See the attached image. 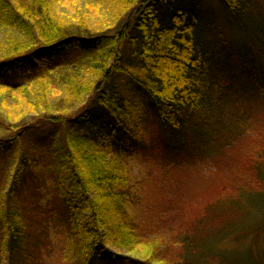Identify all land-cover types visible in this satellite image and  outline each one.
I'll return each mask as SVG.
<instances>
[{
  "label": "trees",
  "instance_id": "1",
  "mask_svg": "<svg viewBox=\"0 0 264 264\" xmlns=\"http://www.w3.org/2000/svg\"><path fill=\"white\" fill-rule=\"evenodd\" d=\"M96 1L108 20L87 31L60 11L61 0H0V28L10 31L0 58V264H33L47 248L44 263L54 255L58 264H264V237L238 256L213 251L226 233L264 234V190L224 205L221 194L246 184L223 187L210 212L215 231L196 219L187 220L192 233L167 230L183 252L168 261L164 234L137 214L161 202L160 188L131 163L148 153L149 139L176 158L206 160L257 131L242 99L264 90V0H213L203 9L202 0ZM215 6L235 27L227 39L248 78L236 90L223 80L230 58ZM7 93L25 107L17 116L3 114L15 108ZM233 152L264 183V140ZM164 178L154 180L165 186ZM232 208L242 215L231 217Z\"/></svg>",
  "mask_w": 264,
  "mask_h": 264
},
{
  "label": "rangeland",
  "instance_id": "2",
  "mask_svg": "<svg viewBox=\"0 0 264 264\" xmlns=\"http://www.w3.org/2000/svg\"><path fill=\"white\" fill-rule=\"evenodd\" d=\"M22 1L23 0H21V2ZM61 1L62 2L59 6L60 11L63 14L72 17L75 23H78L79 21L84 22L82 27L87 31L99 30L98 26L105 24L108 20L107 7L98 3L96 0ZM208 2H213V0L200 1L202 9L207 6ZM212 10L218 14V34H222L224 47L227 52V56L230 58L228 68L223 74V80L225 84H232L233 89L236 90L239 87V84L241 82H247L248 78L242 75V66L237 63V59L240 55L237 53L238 49L234 46L235 42L227 39H232L236 36L235 27L231 24L229 25L227 17L223 13L221 6H219V8L215 6ZM6 30L7 28H0V58H2L5 54L1 45L6 41L7 34L10 33V31ZM247 50L254 55V63L257 65L256 68H260L261 63L258 62V56L255 54L256 49L250 41H248ZM247 63L246 70L249 71L250 68H248ZM251 64L252 61L250 60V67L252 66ZM23 82L26 83L27 80L24 79ZM60 91L61 90H58L57 92ZM6 96L9 97V104H15V108L10 106V109L3 110V114L8 115L9 113L13 116H17L19 113H22L25 107L23 105L22 107H19L18 100L21 98L18 95L12 97L10 93H7ZM52 97V103L58 100L55 94L52 95ZM242 100H245V107L253 115L252 122L255 123L254 125L257 128V131L254 134L249 135L245 140L239 141L236 147L232 145L228 149L225 157H218L216 159L207 158L205 160L201 157L193 158L180 155L176 158L170 151L171 155L168 154V149L165 147V144L161 142L155 143L149 139L147 141V151L149 154L147 152H143L139 156V159L131 162L133 164L134 175L149 178L160 188L161 202L156 205L145 206L143 207L146 211L145 214H142V211L139 210L137 211V214L141 220L146 221L149 224L153 225V223H156L155 227L159 230V232L157 231V234L160 232L164 234L161 245H164L163 249L166 253H163L165 256L168 254V261H171L174 257L182 255L183 252H181L180 246L174 245L175 235H172L167 230L173 229L175 232L181 231L183 234L192 233V229L187 223V220L196 219L197 227L201 229L203 228L205 231H211V233L215 231V226H213V223L211 222L212 214L210 212L213 209L216 210L215 203L217 201V195L220 194L223 187L232 189L234 186L240 185L242 187L246 184L241 189L236 188L228 194H221L220 201L228 200V202L223 203L224 205L230 204V202L236 203L237 201L235 200L240 201L241 204H243V202L246 203V196H248L247 194L251 191L252 194L257 190H264V183H258L255 176H247V161H243L244 159L241 161L233 152L237 151V149L244 148L255 149L257 144L264 140V90L255 96L246 95ZM26 118L29 117L26 116ZM238 145L241 146L238 147ZM243 153L246 155L245 152ZM151 157H162L164 159L161 163L156 164V162H153ZM203 166L204 168L202 169L201 167ZM185 171H188L189 173H184ZM164 174V180L167 181L165 186L154 180ZM192 193H194V196ZM170 197H172V199ZM231 199L232 201H229ZM251 203L253 204L255 212L259 211L262 207V202L257 199L251 198ZM217 208L221 211L224 209V207H221L222 209L220 207ZM232 209L237 210L232 212L231 217L235 218L242 215V213L238 211L240 208ZM226 235V239L222 241L220 240V242L216 245L215 250L213 249L215 254L220 255L223 249H226L227 251L234 249L233 251L236 252L238 256L239 253L243 254L245 252L242 245L249 247L250 249H257L264 237V234L260 232L259 234L256 233L255 235H248L246 238L241 239L235 237V235H228V233H226L222 235V238ZM261 244H264V241H262ZM49 251L50 249L47 248L42 251V256H40V254L37 255V257L34 256L35 258L33 260V264H58V260L54 257V255L52 256V260L49 259L51 258V256H49V258L46 259L47 262L44 263L42 257L49 253ZM169 251L172 252L169 253ZM181 258L183 259V256H181ZM50 260L51 263H49ZM208 262H210V258L202 259L203 264H207Z\"/></svg>",
  "mask_w": 264,
  "mask_h": 264
},
{
  "label": "bare ground",
  "instance_id": "3",
  "mask_svg": "<svg viewBox=\"0 0 264 264\" xmlns=\"http://www.w3.org/2000/svg\"><path fill=\"white\" fill-rule=\"evenodd\" d=\"M197 14H198V13H197L196 11H193V13L191 12V13L189 14V18L192 19V20H196V19L198 18V15H197ZM209 55H210L211 63H212V62L214 63V61H215L214 56L211 55V54H209ZM100 264H106V263H105V261H101Z\"/></svg>",
  "mask_w": 264,
  "mask_h": 264
}]
</instances>
